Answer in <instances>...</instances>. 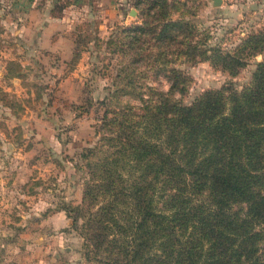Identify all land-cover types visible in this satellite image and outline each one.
I'll list each match as a JSON object with an SVG mask.
<instances>
[{"label": "trees", "instance_id": "16d2710c", "mask_svg": "<svg viewBox=\"0 0 264 264\" xmlns=\"http://www.w3.org/2000/svg\"><path fill=\"white\" fill-rule=\"evenodd\" d=\"M131 4L137 21L94 42L116 63L78 155L80 203L65 210L84 260L264 264V59L238 90L178 98L190 83L181 65L233 77L264 52V27L225 46L179 16L181 0Z\"/></svg>", "mask_w": 264, "mask_h": 264}, {"label": "rangeland", "instance_id": "374dc122", "mask_svg": "<svg viewBox=\"0 0 264 264\" xmlns=\"http://www.w3.org/2000/svg\"><path fill=\"white\" fill-rule=\"evenodd\" d=\"M181 1L179 16L220 45L264 27V0ZM135 21L131 0H0V264H92L65 210L80 203L78 155L94 141L115 72V57L94 42ZM262 59L233 77L207 62L181 65L190 83L178 98L238 90Z\"/></svg>", "mask_w": 264, "mask_h": 264}, {"label": "water", "instance_id": "95a60500", "mask_svg": "<svg viewBox=\"0 0 264 264\" xmlns=\"http://www.w3.org/2000/svg\"><path fill=\"white\" fill-rule=\"evenodd\" d=\"M210 1L213 6H218L221 3V0H210Z\"/></svg>", "mask_w": 264, "mask_h": 264}]
</instances>
